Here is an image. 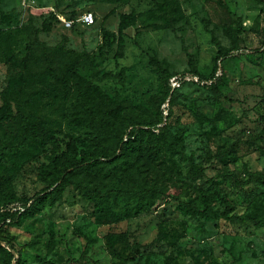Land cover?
<instances>
[{"label": "rangeland", "instance_id": "374dc122", "mask_svg": "<svg viewBox=\"0 0 264 264\" xmlns=\"http://www.w3.org/2000/svg\"><path fill=\"white\" fill-rule=\"evenodd\" d=\"M223 4L232 14L229 32L219 21ZM166 6L175 9L174 24L162 20ZM84 13L92 14L91 25L78 21ZM263 42L264 0H0V206L22 211L24 198L54 182L52 161L59 170L96 158L92 124L113 143L140 122L156 133L169 123L173 142L204 168L191 181L185 162L153 153L143 139V154L131 150L129 158L144 161L146 182L157 177L180 200L186 190L194 197L218 189L231 205L228 215L263 211L264 186L209 181L264 172ZM217 43L228 57L215 62ZM49 53L67 85L45 74ZM220 71L216 88L197 81ZM173 78L184 82L172 94ZM41 195L9 229L23 248L13 264H264V226L226 221L217 203L207 219L174 201L133 214L131 201L127 216L108 220L74 185L56 199ZM131 249L138 253L128 261ZM8 250L0 244V264Z\"/></svg>", "mask_w": 264, "mask_h": 264}, {"label": "trees", "instance_id": "16d2710c", "mask_svg": "<svg viewBox=\"0 0 264 264\" xmlns=\"http://www.w3.org/2000/svg\"><path fill=\"white\" fill-rule=\"evenodd\" d=\"M102 1L110 3L122 0ZM167 7L168 6H166L163 12L162 20L171 25L174 24V19L171 16L175 12V9L173 7ZM231 16L232 14L227 6L223 4L222 16L219 21L226 32H229L232 28L231 22L233 20L231 19ZM52 17L55 18L53 15ZM141 22L146 23V17H142ZM46 30H49V26H47ZM217 48V56L214 58L215 62L228 57V53L224 51L218 43ZM45 59V74H49L55 79L63 81L64 84L67 85L69 83L68 78L66 77L65 79H61L63 77H59V75L55 73L56 64L53 59V54H46ZM193 75L195 76L196 74ZM197 76L198 75H196V77ZM197 79L198 83H202V86L204 87L216 88L223 81V73L220 71L219 75L214 73L212 77L205 79L198 76ZM182 82H184V80L180 79L179 86ZM178 87H170L172 94ZM196 113L200 118L207 119V117L199 110H197ZM90 122L92 124L93 116H90ZM133 126V131L129 137H119L113 143H104L105 139L101 133L100 124H92L91 128L95 134L93 143L99 149V154L96 158H93L89 163L83 160L71 162L61 167L59 170L56 169V163L52 161L49 164V169L50 173L54 177V182L46 189L36 193L32 197L24 198L20 203L22 211H20V208L10 211L6 209L9 205H5L7 207L0 206V244H3L4 247L9 249L6 252L7 264L15 263L23 250L22 247L17 246L15 241L16 239L10 234L9 229L20 222L23 214H31L36 209L37 204L44 197L41 194H45V196H50L53 199H56L59 198L68 185H74L83 199L92 201L99 209L100 216L110 214L108 220H114L115 214L127 216L130 212L129 202L131 201L135 202L133 214H138L140 209L143 208H150L154 205H166L170 201H174L182 210H185L193 217L201 216L209 219L215 214L213 206L217 203L223 208L220 216L226 221L242 225L252 223L256 227L264 226V209L258 213L228 215L231 212V205L227 198L221 194L218 189H214L209 192L201 190L194 197L188 195L186 190L184 192L185 199L180 200L179 198L171 195L164 184L158 181L157 177L154 176L149 183L146 182L144 176H142L145 172V169L143 168V165L145 164L144 161H141L138 157V159L133 162L129 158V152L131 150H139L138 156L143 154L144 149L140 146V142L143 139H146L147 143H150L151 146H153V153L160 154L162 152H168L171 156H178L180 160L185 162L186 177L191 181L199 179L204 174V168L200 165H196L193 157L184 154L182 150L178 148L177 144L173 142L169 136V123H165L164 125L158 127L156 129L158 131L157 133L151 128H141L146 126V123L136 122ZM28 139L29 138L26 137L23 140V143H26ZM156 155L151 156L149 154L148 159L156 161ZM129 169L132 170L127 176H125V172ZM245 174L246 177L244 179L231 174L216 175L209 181L213 183L218 180V178H224L232 180L236 185L242 188L248 187L251 184H260L264 186V172L246 171ZM104 177L110 178L107 185L101 183V179ZM85 179L88 180V182L95 180L96 185L90 187L87 183H84ZM174 187L178 186L173 185V188ZM9 202L11 201H8V203ZM119 205H121L119 213H113V209ZM87 248L88 244L85 245L84 250ZM135 248L137 249V246ZM131 251L132 253H130L127 259L128 261H133L135 253H138V250L133 251L131 249L130 252ZM39 261L42 264H47L41 260ZM164 264L169 263L166 261Z\"/></svg>", "mask_w": 264, "mask_h": 264}, {"label": "built area", "instance_id": "2783aa9c", "mask_svg": "<svg viewBox=\"0 0 264 264\" xmlns=\"http://www.w3.org/2000/svg\"><path fill=\"white\" fill-rule=\"evenodd\" d=\"M63 21L65 22V25L67 27H71L74 22L73 21H70V20H65L63 19ZM78 21L84 25H91L93 23V16L91 13H84L79 19ZM179 80L180 79H176V78H173L172 80V86L173 87H178L179 86Z\"/></svg>", "mask_w": 264, "mask_h": 264}]
</instances>
